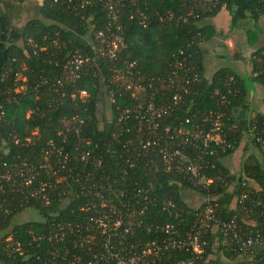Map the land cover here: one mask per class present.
I'll return each instance as SVG.
<instances>
[{
	"label": "trees",
	"instance_id": "1",
	"mask_svg": "<svg viewBox=\"0 0 264 264\" xmlns=\"http://www.w3.org/2000/svg\"><path fill=\"white\" fill-rule=\"evenodd\" d=\"M12 1L23 5L27 0ZM73 4L74 0H41L36 5L38 12L54 22L41 17L25 19L18 43L5 41L7 21L0 17V170L3 163L17 167L24 162L46 182L44 192L48 193L45 200L23 199V190L13 193L8 186L0 191V264L36 262L34 254L39 249L31 246L29 231L55 230L58 223L93 214L81 208L89 200L80 190L86 172L94 181L128 193L136 188L143 190L149 202L137 216L141 222L133 236L139 242L153 238L155 230L163 237L159 228L166 223L173 224L177 236L184 239L193 231L203 205L215 204L212 228L201 235L205 244L200 258L193 257L188 247L178 246L157 256L149 255L147 260L153 259V264L189 258L194 264H264L258 259L260 248L230 249L222 243L219 230L223 222L233 220L241 234L254 230L264 234V154L252 137L264 128V113L256 111L245 123L237 121L235 111L245 105L249 87L240 73L227 66L205 78L202 48V43L216 33L209 19L219 11L227 12L228 28L243 19L257 27L264 21V0H137L133 5L129 0H119L118 21L125 47L113 60L96 55L90 46L94 32L106 24L102 0H91V4L72 11L69 8ZM137 12L145 15V26L130 16ZM168 13L170 20L166 18ZM61 23L81 29L82 40H73ZM250 32L249 26L241 36L247 45L254 44ZM74 49L93 59L79 77L71 80L63 62ZM230 56L234 61L242 59L239 51ZM247 61L249 79L264 87V44L252 49ZM113 68L124 72L127 81L144 85L145 92L130 96V91L112 79ZM56 79L60 84L54 82ZM82 89L86 96L80 98L78 91ZM175 92L180 98L174 103L171 96ZM215 92L224 94L227 102L221 103ZM150 95L156 106L166 107L158 124L161 129L167 127L169 133L179 127L192 131L202 126L207 131L209 122L204 118L220 115V145L212 140L204 145L202 136L192 137L191 133H175L166 144L178 148L187 162L199 166L203 182L193 184L183 171L165 170L158 148L140 152L138 140L143 135L136 119L117 121L121 110L148 100ZM103 99L107 116L97 113ZM244 135L259 157L247 154L234 173L224 161ZM82 148L89 149L86 162L78 159ZM62 158L63 166L59 161ZM206 179L210 181L206 183ZM32 185L37 184L33 181ZM183 191L200 194L202 203L189 206L183 200ZM241 194L246 197L238 203ZM137 202L144 203L142 195ZM26 208L39 218L11 224L13 216ZM7 236L10 241H5ZM39 242L44 248L61 245ZM75 244L73 251L83 254L85 247ZM98 245L92 244V250Z\"/></svg>",
	"mask_w": 264,
	"mask_h": 264
},
{
	"label": "built area",
	"instance_id": "2",
	"mask_svg": "<svg viewBox=\"0 0 264 264\" xmlns=\"http://www.w3.org/2000/svg\"><path fill=\"white\" fill-rule=\"evenodd\" d=\"M52 1L55 2L56 0ZM129 1L133 5L137 0ZM89 4H91V0H74V4L69 9L74 11L84 8ZM118 5L119 0H102L106 24L104 28L94 32V41L90 44L92 51L96 55L100 54L108 60L115 59L117 53L125 47L121 25L118 21ZM130 16L137 19L143 26L147 24V19L141 12ZM159 18L161 19L162 17ZM166 18L167 20L171 19L170 13L166 14ZM92 59L90 55L83 54L80 50L74 49L66 55L63 67L68 72L71 80H73L84 72V66L90 63ZM112 72V79L123 85L125 90L130 91V96L136 95L139 92H145L144 85L127 81L126 74L120 69L113 68ZM54 82L60 84L58 79ZM154 92L157 91L154 90ZM215 93L219 94L218 92ZM78 95L80 98H83L86 96V91L83 89L79 90ZM151 98L152 95L144 102L136 101L132 107L121 110L117 121H125L131 117L132 119H136L141 125L140 128L143 135L138 140L140 152L147 153L149 150H153L154 147L158 148V153L165 170L183 171L188 175V179L193 180V184L203 182L204 177L199 174V166L187 162L178 148H172L166 144L168 140L173 139L175 133L183 135H190L191 133L192 137L202 136L204 145H206L207 140H212L214 143L220 145L222 140L220 135V115L216 114L213 117L207 116L204 118V121L208 120L209 122L207 131L203 130L202 126L194 128L197 130L192 131L179 127L175 131L173 130L172 133H169L167 127L161 129L158 124L159 118L166 112V107L156 106ZM179 98L180 95L177 92L171 96V100L174 103L179 101ZM219 100L221 103L227 102L224 94H219ZM184 122L188 123V119H185ZM252 137L264 154V128ZM83 142L85 144L88 143L87 140H83ZM74 149L78 150V146L75 145ZM78 154L79 161L86 162L89 149L82 148L78 151ZM59 161L65 164V158ZM59 161L57 163H60ZM95 163L98 164L99 159H96ZM36 176L37 172L32 167H28L24 162H21L17 167H8L3 163L2 170H0V191H3L8 186L9 190L13 193L18 190L22 192L23 190V199L42 197L47 200L48 193L44 192L47 184ZM35 177L37 180H35ZM33 181L36 182V186L32 185ZM55 181L59 180L56 179ZM209 181V179L205 180L206 183ZM80 190L84 197L89 198L81 208L91 210L93 214L84 216L82 220L75 222L58 223L55 230L46 232L29 231L31 233V246L35 245L39 249L38 254H34L36 262L33 261L34 263L31 264H153V259L147 260L149 255L157 256L164 250L178 246L188 247L193 257L200 258L205 244L201 235L208 228H212L210 222L214 221L213 210L215 204L205 203L203 205L201 211L197 214L193 231L184 239H180L177 236L173 224L166 223L159 228L160 233H163V237L157 236L155 230L153 238L139 242V239L133 236L141 222L137 216L141 214L149 202L146 195H143L141 188L133 189L128 193L126 189L98 183L93 180L90 172H86L83 175ZM61 192L64 191L60 189ZM141 195L144 198V203L140 204L137 202V197ZM244 197H246V194H241L237 202L239 203ZM138 203L140 206H138ZM131 211L135 212L132 213ZM219 230L223 236L222 243L229 246L230 249L239 248L248 250L254 247L260 248L261 252H259L258 259L264 261L263 233L260 234L257 230H254L253 232L243 231L241 234L238 224L233 220H229L227 223L223 222ZM69 238H71V242ZM99 238H102V241ZM41 240L52 244L61 243V245L60 247L52 246L44 248L40 246L39 241ZM5 241H10V237H5ZM64 241L68 245L64 244ZM75 242H78L81 247H85L84 255L73 251L76 245ZM27 243L29 244L30 242ZM97 243H99L98 247L92 250L91 245ZM15 244L18 246V242H15ZM18 253L20 254L21 252L19 251ZM39 253L43 254L39 255ZM32 257L33 254H31ZM170 264H194V260L189 258L186 261L177 260L175 263Z\"/></svg>",
	"mask_w": 264,
	"mask_h": 264
},
{
	"label": "rangeland",
	"instance_id": "3",
	"mask_svg": "<svg viewBox=\"0 0 264 264\" xmlns=\"http://www.w3.org/2000/svg\"><path fill=\"white\" fill-rule=\"evenodd\" d=\"M38 4L34 0H27L23 4L25 6L24 9L23 5H22L23 7L21 8L16 7L18 5L15 4L12 0H0V17L4 21L5 20L7 21L5 29L7 31L9 30V32H5L6 35L4 39L6 42L18 43L19 29L22 27L23 22L27 18L41 17L46 22H50V21L54 22L51 18L47 17L41 11L38 12V9L36 7V5ZM214 21L220 27L226 25L225 24L226 21L229 24V18L227 17L225 11L223 10L217 14ZM236 23L237 24L235 26L232 25L231 28H227V29L223 28L224 36H222V38L226 40L225 42L230 43L231 45L230 48H232L233 51L232 49H230L229 51L230 53L228 52L229 55L227 53L225 55V58L219 60V62L217 63H224V65H226L225 63L229 62L227 58L228 56L230 58V54L232 52L235 51L240 52V54L242 55V59L239 60L240 61L239 65L241 67L239 73L241 74L242 78L245 80V82L249 87V94L246 100L247 103L245 104H250L253 112L260 111L264 113V88L261 85L249 79V73L247 71V67L244 66V63L247 64V56L249 55L248 52L251 49L255 48L257 45L264 43V21H260V24L258 22L257 27H251L250 25L251 22L248 19H243L237 21ZM62 26L66 28L68 34L73 40H78V41L82 40L83 31H81V29L69 24H63ZM249 26L251 31L250 38L254 42L253 45H247L244 41L241 40V36L243 37L245 30ZM10 31H12L13 33L9 36ZM220 37H221L220 34L215 33L209 40L202 43V46H206L207 48L210 49L211 47H214L219 44ZM0 64H1V54H0ZM107 109L108 108L104 102V99L101 100L98 103V107H97L98 115L102 114L104 116H107L108 115ZM245 121L246 118L244 119V123ZM244 138L247 139L246 136ZM247 154H252V155L254 154L256 157H258L255 148L249 143L248 140H246V143L243 145L239 144L237 146L236 152L227 156L224 163L230 166L232 172L237 173L240 162ZM182 196L185 203L191 207L198 206L203 201V198L201 197L200 194L192 191H183ZM38 218L39 217L37 213H35L30 208H26L20 211L19 213H17L16 215H14L10 223L15 224L18 222L29 221L31 219L37 220Z\"/></svg>",
	"mask_w": 264,
	"mask_h": 264
},
{
	"label": "crops",
	"instance_id": "4",
	"mask_svg": "<svg viewBox=\"0 0 264 264\" xmlns=\"http://www.w3.org/2000/svg\"><path fill=\"white\" fill-rule=\"evenodd\" d=\"M34 1L36 3H40L41 0H34ZM18 6H19V8L23 7L22 5H18ZM221 11H219V12H221ZM225 13H226L227 17L229 18V16H228V14H227L226 11H225ZM217 14L214 17L210 18L209 19V22L214 26L216 33H218L220 35H223L224 34V29L225 28L227 29L229 24L226 21L225 22L226 25H224L223 27H220L219 25H217L216 22L214 21L215 20V17L217 16ZM6 32H9V30L8 31L6 30ZM12 33L13 32L10 31L9 36ZM225 41L226 40H224V38H222V36H221L220 37V42H219L218 45H216L214 47H211L210 49L207 48L206 46H202V48H203V66H204L203 75H204L205 78H210V76L214 72V70H216L217 68L222 67V66H227V67H230V68L234 69L238 73L240 72V68H241L240 65H239V62L240 61H234L231 58V56H230V58L228 56L227 59L229 60V62L225 63L226 65H224V63H217V62H219V60L225 58V55L230 51V49H232V48H230V46H231L230 43H227ZM263 44L264 43L259 44L256 47H258L260 45H263ZM251 50L248 52V54L251 52ZM232 51H233V49H232ZM229 53H228V55H229ZM248 56H247V60H248ZM247 64H248V61H247ZM247 64L244 63V66H246L247 69H248V65ZM252 113H254V112L252 111L250 104H245L243 107H241V108H239L238 110L235 111V117H236V119H237V121L239 123H242V122H244V119L247 118ZM244 137H245V135L243 136V138H242L243 140L239 144H242L243 145V144L246 143V140L247 139H245ZM236 149H237V147H236ZM236 149L231 154H233L234 152H236ZM257 155H258V153H257ZM258 157H259V155H258Z\"/></svg>",
	"mask_w": 264,
	"mask_h": 264
}]
</instances>
